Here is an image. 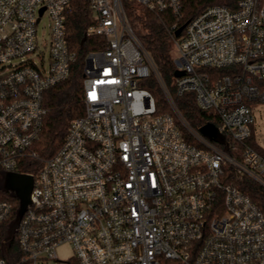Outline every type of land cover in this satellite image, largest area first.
<instances>
[{"label": "built area", "instance_id": "obj_1", "mask_svg": "<svg viewBox=\"0 0 264 264\" xmlns=\"http://www.w3.org/2000/svg\"><path fill=\"white\" fill-rule=\"evenodd\" d=\"M71 2L0 0V170L41 163L14 234L18 257L2 256L0 241V264H264V212L234 182L264 186V154L249 142L253 104L264 102V0L211 4L184 23L190 0H88L86 35L98 42L85 55L84 112L42 156L34 145L46 92L78 56L67 40ZM136 7L171 18L184 71L173 88L135 33ZM45 14L47 61L36 59ZM153 77L168 109L145 85ZM187 92L224 143L183 116L175 95ZM14 215L12 197L0 194V225Z\"/></svg>", "mask_w": 264, "mask_h": 264}, {"label": "trees", "instance_id": "obj_2", "mask_svg": "<svg viewBox=\"0 0 264 264\" xmlns=\"http://www.w3.org/2000/svg\"><path fill=\"white\" fill-rule=\"evenodd\" d=\"M216 3L235 6L237 0H190L188 14L185 16L183 23L202 12L208 5ZM130 19L135 33L151 53L162 79L170 88H173L172 83L175 79L176 65L174 62L170 16L156 14L143 7H136L130 12ZM92 21L93 15L88 0H72L67 9V40L71 48L77 51L78 56L72 65L69 77L46 92L45 106L47 107V114L44 118L41 134L34 145L42 156H49L57 150L67 134L71 120L84 112L83 66L85 55L89 50L95 48L94 45L98 42V37L86 35V30ZM145 85L155 93L160 101L161 108L163 110L167 109L168 106L163 99L158 81L153 77ZM175 102L183 116L196 129L200 130L203 125L209 122L218 123L213 119L212 114L200 109L193 92L175 95ZM249 142L264 154L263 147L256 140L254 126H252V135ZM32 163L34 167L24 168L25 172L36 173L41 163L38 161ZM1 179L2 171L0 170V181ZM234 182L241 190L250 195L264 212V186L248 176L236 178ZM0 194L4 197H12L14 212L16 213L19 199L1 188ZM12 219L0 225V241H3L9 235ZM1 255L9 262L18 257L15 237L5 248L1 249Z\"/></svg>", "mask_w": 264, "mask_h": 264}, {"label": "water", "instance_id": "obj_3", "mask_svg": "<svg viewBox=\"0 0 264 264\" xmlns=\"http://www.w3.org/2000/svg\"><path fill=\"white\" fill-rule=\"evenodd\" d=\"M43 12L41 9L40 13ZM184 26H181L176 34H179ZM184 73L183 70L177 69L175 76H180ZM202 134L218 142L224 143L225 138L218 128L213 123H207L200 128ZM34 176L28 173H16V172H2V179L0 181V188L10 192L13 196L19 199V205L16 210V215L10 223L9 235L3 240L2 244L7 246L8 243L13 239L14 234L17 230L19 222L24 212L31 206V192L33 189Z\"/></svg>", "mask_w": 264, "mask_h": 264}, {"label": "rangeland", "instance_id": "obj_4", "mask_svg": "<svg viewBox=\"0 0 264 264\" xmlns=\"http://www.w3.org/2000/svg\"><path fill=\"white\" fill-rule=\"evenodd\" d=\"M49 23H50L49 17L47 14H45L43 18L40 20V22L37 24V36L39 39V44L41 46L40 50L42 51L36 53L40 55L39 58L36 57L37 60H40L42 55H44L45 61H47L49 57V50L48 48H45V43L50 38ZM174 57L175 59L178 58V54L175 47H174ZM253 112L255 116L253 126L255 128L256 140L260 144V146L263 147L264 149V102H258L253 104ZM58 254L63 258H67L71 256L72 246L69 244L62 245L58 249Z\"/></svg>", "mask_w": 264, "mask_h": 264}]
</instances>
